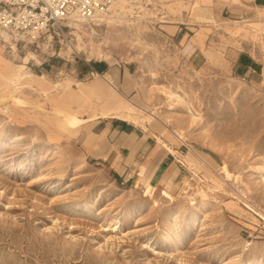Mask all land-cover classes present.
Here are the masks:
<instances>
[{
  "label": "rangeland",
  "instance_id": "rangeland-1",
  "mask_svg": "<svg viewBox=\"0 0 264 264\" xmlns=\"http://www.w3.org/2000/svg\"><path fill=\"white\" fill-rule=\"evenodd\" d=\"M118 1L95 33L0 28L32 75L0 70V264H264V10Z\"/></svg>",
  "mask_w": 264,
  "mask_h": 264
},
{
  "label": "built area",
  "instance_id": "built-area-1",
  "mask_svg": "<svg viewBox=\"0 0 264 264\" xmlns=\"http://www.w3.org/2000/svg\"><path fill=\"white\" fill-rule=\"evenodd\" d=\"M116 0H0V28L37 38L70 20L94 23L112 12Z\"/></svg>",
  "mask_w": 264,
  "mask_h": 264
},
{
  "label": "bare ground",
  "instance_id": "bare-ground-1",
  "mask_svg": "<svg viewBox=\"0 0 264 264\" xmlns=\"http://www.w3.org/2000/svg\"><path fill=\"white\" fill-rule=\"evenodd\" d=\"M118 2L119 1L116 0L115 3H114L113 9H112L113 13L111 15H107V17H104V18H107V20H109V22H115L116 21V17L115 16H117L118 13L115 12V11H116V8L118 6ZM104 18H102L101 20H104ZM98 21H100V20H98ZM98 21H96L94 23H88V22L85 23L84 21L73 19V20L68 21L66 23V26H70L72 28H76L78 31H81V32H85L86 31V29H85L86 26H89L93 30V32L95 33V26H100L102 24V23H99ZM26 62H28V61H26ZM5 68L10 69V74H11V78L10 79L12 81L11 82L12 84H15L17 81H20V80H24L25 81V80L29 79L32 76V75L23 76V74L17 73V71L15 69L11 68L10 65L7 62H5L4 60H2L0 58V70L1 69L5 70ZM39 78H40V80H44L45 76H39ZM81 84H82L81 82H78V90H76V92H72V94H70L71 97L74 98L75 96H78V95L81 96L82 91H83ZM97 87L98 86L91 87L90 94H92L94 96L97 95V91L99 90V88H97ZM164 91L169 95V97H171V98L176 97V93L175 92L166 91V90H164ZM21 102H23V101H21ZM21 102H19V103H21ZM173 107L174 106L171 105L170 108H173ZM135 110H136V106L128 105V106H126V110L124 112H115V115H113V117L121 118V119L126 120V121L136 122L137 120L133 121L134 120L133 119V114H134ZM104 114L109 115L108 112H105ZM153 119H154L153 114L152 113L149 114L148 115V121L152 122ZM180 139H182V137H180ZM79 161H80L79 159L76 160V162H79Z\"/></svg>",
  "mask_w": 264,
  "mask_h": 264
},
{
  "label": "crops",
  "instance_id": "crops-1",
  "mask_svg": "<svg viewBox=\"0 0 264 264\" xmlns=\"http://www.w3.org/2000/svg\"><path fill=\"white\" fill-rule=\"evenodd\" d=\"M243 3H247L252 5L255 8H259L261 10H264V0H241ZM174 25H171L170 27L178 29L179 31H177V35L178 36H183V38L185 37V35H183L182 31L185 30H191V28L188 26L187 23L185 22H181V23H173ZM183 25H185L184 27H182ZM188 31H186L188 33ZM237 65L243 67L244 69H250L253 71H256L259 68V63L257 61H255L251 56H245V55H240L237 58ZM88 72L93 70V71H97V73L99 72H105L107 70V63H102V62H98V63H91L88 64ZM96 66V68H95ZM110 72V71H109ZM107 73V72H106ZM105 77V76H103ZM113 87V86H112ZM114 92H116V88L114 87ZM122 96V95H121ZM118 119V118H116ZM121 119V118H119ZM120 121H124V122H115V124H113V128H115V130L117 132H123V133H127V130H129V122H127L126 120L121 119ZM126 123V124H125Z\"/></svg>",
  "mask_w": 264,
  "mask_h": 264
},
{
  "label": "trees",
  "instance_id": "trees-1",
  "mask_svg": "<svg viewBox=\"0 0 264 264\" xmlns=\"http://www.w3.org/2000/svg\"><path fill=\"white\" fill-rule=\"evenodd\" d=\"M96 64V63H95ZM95 68H96V66H95Z\"/></svg>",
  "mask_w": 264,
  "mask_h": 264
}]
</instances>
